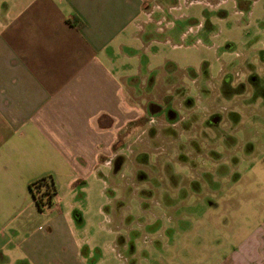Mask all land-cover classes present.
Here are the masks:
<instances>
[{"label": "rangeland", "instance_id": "rangeland-1", "mask_svg": "<svg viewBox=\"0 0 264 264\" xmlns=\"http://www.w3.org/2000/svg\"><path fill=\"white\" fill-rule=\"evenodd\" d=\"M196 1H159L143 25L142 116L77 197L84 264H132L146 238L158 252L174 238L172 251L226 254L262 216L264 0Z\"/></svg>", "mask_w": 264, "mask_h": 264}, {"label": "crops", "instance_id": "crops-1", "mask_svg": "<svg viewBox=\"0 0 264 264\" xmlns=\"http://www.w3.org/2000/svg\"><path fill=\"white\" fill-rule=\"evenodd\" d=\"M159 1L173 8L174 0H0V264H84L77 197L123 154L127 125L142 116L135 61ZM46 175L58 193L40 211L29 185ZM253 210L260 220L226 254H191L189 242L172 251L174 238L158 252V238H146L150 254L133 242L130 262L264 264V205Z\"/></svg>", "mask_w": 264, "mask_h": 264}, {"label": "trees", "instance_id": "trees-1", "mask_svg": "<svg viewBox=\"0 0 264 264\" xmlns=\"http://www.w3.org/2000/svg\"><path fill=\"white\" fill-rule=\"evenodd\" d=\"M29 189L40 211H45L53 206L58 193L53 176L46 175L32 181L29 185Z\"/></svg>", "mask_w": 264, "mask_h": 264}, {"label": "water", "instance_id": "water-1", "mask_svg": "<svg viewBox=\"0 0 264 264\" xmlns=\"http://www.w3.org/2000/svg\"><path fill=\"white\" fill-rule=\"evenodd\" d=\"M152 112L156 113V108L152 109Z\"/></svg>", "mask_w": 264, "mask_h": 264}, {"label": "flooded vegetation", "instance_id": "flooded-vegetation-1", "mask_svg": "<svg viewBox=\"0 0 264 264\" xmlns=\"http://www.w3.org/2000/svg\"><path fill=\"white\" fill-rule=\"evenodd\" d=\"M253 79H255V77Z\"/></svg>", "mask_w": 264, "mask_h": 264}]
</instances>
